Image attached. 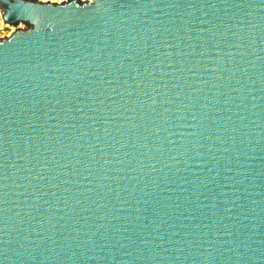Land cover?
Here are the masks:
<instances>
[{"label":"water","instance_id":"1","mask_svg":"<svg viewBox=\"0 0 264 264\" xmlns=\"http://www.w3.org/2000/svg\"><path fill=\"white\" fill-rule=\"evenodd\" d=\"M0 14V264H264V0Z\"/></svg>","mask_w":264,"mask_h":264},{"label":"built area","instance_id":"2","mask_svg":"<svg viewBox=\"0 0 264 264\" xmlns=\"http://www.w3.org/2000/svg\"><path fill=\"white\" fill-rule=\"evenodd\" d=\"M4 24V23H3ZM2 24V21L0 19V38L8 36L12 30L14 29L13 26Z\"/></svg>","mask_w":264,"mask_h":264},{"label":"bare ground","instance_id":"3","mask_svg":"<svg viewBox=\"0 0 264 264\" xmlns=\"http://www.w3.org/2000/svg\"><path fill=\"white\" fill-rule=\"evenodd\" d=\"M56 2H59V1H61V0H55ZM0 19H1V21H2V17H1V14H0ZM4 22L2 21V24H3ZM4 24H6V23H4ZM3 24V25H4Z\"/></svg>","mask_w":264,"mask_h":264},{"label":"rangeland","instance_id":"4","mask_svg":"<svg viewBox=\"0 0 264 264\" xmlns=\"http://www.w3.org/2000/svg\"><path fill=\"white\" fill-rule=\"evenodd\" d=\"M50 1H55V0H50ZM8 25V24H7Z\"/></svg>","mask_w":264,"mask_h":264}]
</instances>
